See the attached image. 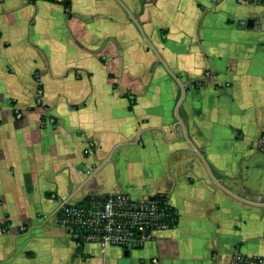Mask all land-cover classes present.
<instances>
[{
	"label": "crops",
	"instance_id": "1",
	"mask_svg": "<svg viewBox=\"0 0 264 264\" xmlns=\"http://www.w3.org/2000/svg\"><path fill=\"white\" fill-rule=\"evenodd\" d=\"M263 138L264 6L0 0V264H264ZM112 193L177 223L76 248L59 207Z\"/></svg>",
	"mask_w": 264,
	"mask_h": 264
},
{
	"label": "built area",
	"instance_id": "2",
	"mask_svg": "<svg viewBox=\"0 0 264 264\" xmlns=\"http://www.w3.org/2000/svg\"><path fill=\"white\" fill-rule=\"evenodd\" d=\"M27 3L44 1L64 5L69 0H23ZM237 5H262L264 0H234ZM211 74L203 73L201 80H209ZM37 92V103L40 99ZM20 117L19 115H17ZM50 124H54L51 120ZM264 149V138L259 143ZM92 146V143L89 145ZM176 213L165 196L155 201L139 200L130 195L117 193L106 197H91L87 207L74 203H63L57 211L58 224L64 229L76 248L91 243L101 248L115 247L133 251L153 241L155 234L168 230L175 221ZM24 231V227L20 228ZM231 264H261L256 258L235 255Z\"/></svg>",
	"mask_w": 264,
	"mask_h": 264
},
{
	"label": "trees",
	"instance_id": "3",
	"mask_svg": "<svg viewBox=\"0 0 264 264\" xmlns=\"http://www.w3.org/2000/svg\"><path fill=\"white\" fill-rule=\"evenodd\" d=\"M68 3H69V2L65 3L64 6L67 7V6H68ZM84 203H85V204L80 205V206H81V207H87V206H88V203H89V199H88L86 202H84ZM176 223H177V216H175V221L171 224V228L174 227Z\"/></svg>",
	"mask_w": 264,
	"mask_h": 264
},
{
	"label": "water",
	"instance_id": "4",
	"mask_svg": "<svg viewBox=\"0 0 264 264\" xmlns=\"http://www.w3.org/2000/svg\"><path fill=\"white\" fill-rule=\"evenodd\" d=\"M150 201H155V198L149 199ZM120 264H129L127 259H124L120 262Z\"/></svg>",
	"mask_w": 264,
	"mask_h": 264
}]
</instances>
